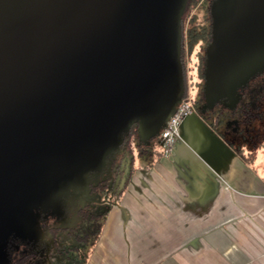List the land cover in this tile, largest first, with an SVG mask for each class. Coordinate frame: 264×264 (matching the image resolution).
<instances>
[{"label": "water", "instance_id": "95a60500", "mask_svg": "<svg viewBox=\"0 0 264 264\" xmlns=\"http://www.w3.org/2000/svg\"><path fill=\"white\" fill-rule=\"evenodd\" d=\"M222 1L215 0V3ZM147 2L148 0H0V158L8 154L7 146L10 143L20 142L28 137L34 138L32 145L37 142L35 139L45 137L48 131L52 132L57 127L55 131H58L62 123L49 128L43 122L60 107L69 104H75L78 108L83 104L84 107V103L89 101L86 92L89 89L95 91L97 83L103 84L116 76V60L122 59H126L128 64L135 61L143 64L154 81L166 91L167 104L164 109L160 110L157 104L161 97L158 98L160 95L154 87L151 92V108L134 107L141 111L137 114L146 115L144 129L140 128L141 134L150 137L159 132L181 100L178 95L181 85L178 33L186 0H173L168 6L170 68L167 70L161 65L162 56L153 47L145 49L142 39L136 34V30H140L137 33L146 35L148 31L143 30L158 25L161 19L160 9L155 14L146 13ZM222 4L215 7L216 20L217 9L223 7ZM246 7H239L237 10L230 7V10L241 13ZM249 7L252 9L251 5ZM251 9L247 13L250 14ZM231 12L233 17L234 13ZM243 15L245 13L242 17ZM243 19L239 24H231L229 28L225 22L226 27L223 29L232 33V29L243 24ZM172 33H176L174 48L170 45ZM216 39L215 34L214 43L210 47V55L213 54L210 63L212 60H220L214 54ZM233 66V69L224 66V70L221 69L223 72H232L240 67L235 63ZM223 72L213 78L214 81ZM173 75L179 83L176 87ZM208 77L207 74V81H213ZM99 89H103V85ZM66 116L67 113L65 119ZM54 118L63 119L56 114ZM15 127L18 132L22 131L21 127L26 129L23 132L25 134L19 133L20 139L11 136L13 131L10 130ZM115 136L118 142L120 135L116 133ZM112 142L114 138L110 137L100 146V151L96 152L93 161H96L97 166L103 155L111 149ZM32 150L29 146L27 153Z\"/></svg>", "mask_w": 264, "mask_h": 264}, {"label": "crops", "instance_id": "0c3cea01", "mask_svg": "<svg viewBox=\"0 0 264 264\" xmlns=\"http://www.w3.org/2000/svg\"><path fill=\"white\" fill-rule=\"evenodd\" d=\"M193 112L169 154L135 165L87 264H264V145L243 159Z\"/></svg>", "mask_w": 264, "mask_h": 264}, {"label": "rangeland", "instance_id": "374dc122", "mask_svg": "<svg viewBox=\"0 0 264 264\" xmlns=\"http://www.w3.org/2000/svg\"><path fill=\"white\" fill-rule=\"evenodd\" d=\"M250 1L255 2L252 7L254 9L253 18L240 24L239 28L232 29V33L223 29L226 27V23L229 25L228 28L233 23L239 24L243 18L242 14L250 12L251 8L248 6L241 13L231 12L230 6L217 9L215 30L217 39L214 54H217L220 60H212V63L208 64L209 79L216 78L220 72H223V66L233 69L234 63L242 68V77L264 65V0ZM172 3L173 0H148L145 6L146 13L155 14L160 9L161 19L158 25L143 30L148 31L146 35L141 32L140 35L137 33L140 30H136V34L142 39L144 48L151 49L153 47L162 56L161 65L166 70L170 68L167 10ZM192 8L189 16L196 15L197 20L204 23L207 10L201 4H195ZM230 12L234 13L233 17ZM187 20L184 23L185 26L188 25ZM175 35L176 33H172L170 39L172 48H174ZM225 71L231 74L227 70ZM172 78L176 81L174 84L176 87L179 84L176 80L177 77L173 75ZM76 80L78 81V79ZM96 85L95 91L89 89L86 92L89 101L84 103V107L83 104L79 108L75 104L60 107L43 122V125H47L49 128L62 123L58 131H55L58 127L52 132L48 131L45 137L35 139L37 142H33L32 145L31 142L34 138L28 137L20 142L10 143L7 146L8 154H5L4 158H0V251L4 238L12 229L11 223L8 221H17L22 216V211H25L28 216L29 226H37L41 210H46L49 206L44 204L41 191L49 190L48 193L52 196H46V201H51L53 198L55 205L62 202L72 203L73 199L95 201L96 204L101 205L104 195L87 191V183L91 180L89 171L97 167L96 161H93L96 152L100 151V146L104 145V141H108L110 137L114 138L111 148L115 146L117 144L115 134L117 133L119 136L130 119L139 118L140 128L144 129L143 122L146 115L137 114L141 111L134 107L151 108L152 87L159 93L158 98L161 97L157 101L160 110L164 109L167 104L164 88L154 81L148 69L138 61L128 64L126 59L116 60V76L111 77L103 84L97 83ZM102 85L103 89H99ZM197 92V88L188 91L194 100L197 98ZM186 102L190 104L192 111L191 99L187 98ZM149 113L150 111H148V115ZM55 114L63 119L54 118ZM188 115L180 119L179 125H190L197 122L195 112ZM211 121L213 119L209 118L206 124L209 125L212 123ZM215 121L212 124L216 125L218 129L224 125V133L233 140L235 134L228 126L231 123L217 122V119ZM114 122L116 125H113ZM29 146L33 150L27 153ZM260 153H264V149ZM128 158L129 154H126V159L128 160ZM146 162L145 158L138 156L134 158L135 165H143ZM51 190L52 193H50ZM27 222H22V225ZM26 227L28 228V226ZM1 259L0 253V261Z\"/></svg>", "mask_w": 264, "mask_h": 264}, {"label": "trees", "instance_id": "16d2710c", "mask_svg": "<svg viewBox=\"0 0 264 264\" xmlns=\"http://www.w3.org/2000/svg\"><path fill=\"white\" fill-rule=\"evenodd\" d=\"M253 3L250 0H223L221 3L186 0L180 17L178 55L179 97L185 101L190 98L192 106L207 122L209 118L213 119L212 123L216 119L217 122H230L228 126L236 139L233 140V149L248 161L264 145V65L244 77L241 67L231 74L224 71L215 81H207V66L210 47L215 40V7L222 4L237 10L239 7H253ZM195 4H201L207 10L204 23L199 22L196 15L189 16ZM253 16L252 8L250 14L243 15V22L250 21ZM186 20L187 26L184 24ZM195 88L198 89L196 100L188 93L189 89ZM140 124V119H133L121 131L117 144L105 153L96 168L89 171L91 180L87 183V191L104 195L101 205L77 199L55 205L53 198L46 201V196H52L49 190L41 191L44 204L49 206L41 210L36 227L30 225V228L25 211L17 221H8L12 229L4 238L0 264H87L111 207L120 202L138 168L134 164L135 156L152 160L163 155L159 145L160 131L145 137L141 134ZM21 129L20 132L16 127L11 129V136L20 139L19 133L25 134L26 130ZM126 154H129L128 160ZM22 222H27L28 228Z\"/></svg>", "mask_w": 264, "mask_h": 264}, {"label": "built area", "instance_id": "2783aa9c", "mask_svg": "<svg viewBox=\"0 0 264 264\" xmlns=\"http://www.w3.org/2000/svg\"><path fill=\"white\" fill-rule=\"evenodd\" d=\"M184 101V100H183ZM182 100L174 107L170 116L166 119L160 129L159 145L163 155L171 152L172 145L178 137V126L182 117L191 113L190 104Z\"/></svg>", "mask_w": 264, "mask_h": 264}]
</instances>
